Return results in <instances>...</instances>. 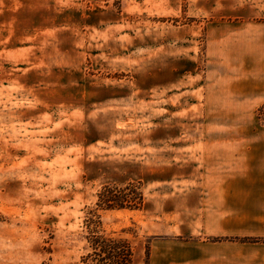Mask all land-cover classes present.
<instances>
[{"label":"rangeland","instance_id":"374dc122","mask_svg":"<svg viewBox=\"0 0 264 264\" xmlns=\"http://www.w3.org/2000/svg\"><path fill=\"white\" fill-rule=\"evenodd\" d=\"M141 6L0 0V264H85L97 192L169 177L174 133L264 131V104L238 105L214 57L226 42L206 36L232 18ZM137 210H97L99 229L135 260L144 242L146 264Z\"/></svg>","mask_w":264,"mask_h":264},{"label":"crops","instance_id":"0c3cea01","mask_svg":"<svg viewBox=\"0 0 264 264\" xmlns=\"http://www.w3.org/2000/svg\"><path fill=\"white\" fill-rule=\"evenodd\" d=\"M125 1L146 9L181 4ZM188 6L232 18L229 25L212 21L206 36L226 42L214 57L239 84L233 90L238 105H263L264 0H188ZM173 135L168 155L160 156L169 177L153 179L137 210L139 236L149 238L146 264H264V131ZM141 244L137 260L132 245L133 264L141 262V246L145 256Z\"/></svg>","mask_w":264,"mask_h":264},{"label":"trees","instance_id":"16d2710c","mask_svg":"<svg viewBox=\"0 0 264 264\" xmlns=\"http://www.w3.org/2000/svg\"><path fill=\"white\" fill-rule=\"evenodd\" d=\"M95 207L87 211L84 219L85 239L88 251L82 261L96 264H133V246L124 236H112L99 229L100 215L97 210L140 209L144 193L133 182L124 185L105 184L96 194ZM147 256V253H146Z\"/></svg>","mask_w":264,"mask_h":264}]
</instances>
